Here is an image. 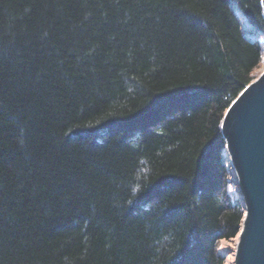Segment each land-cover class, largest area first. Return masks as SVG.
I'll list each match as a JSON object with an SVG mask.
<instances>
[{
	"label": "trees",
	"instance_id": "obj_1",
	"mask_svg": "<svg viewBox=\"0 0 264 264\" xmlns=\"http://www.w3.org/2000/svg\"><path fill=\"white\" fill-rule=\"evenodd\" d=\"M263 36L261 0H0V264H225Z\"/></svg>",
	"mask_w": 264,
	"mask_h": 264
},
{
	"label": "water",
	"instance_id": "obj_2",
	"mask_svg": "<svg viewBox=\"0 0 264 264\" xmlns=\"http://www.w3.org/2000/svg\"><path fill=\"white\" fill-rule=\"evenodd\" d=\"M264 18V0H261ZM226 165L244 208L234 264H264V70L224 112Z\"/></svg>",
	"mask_w": 264,
	"mask_h": 264
},
{
	"label": "rangeland",
	"instance_id": "obj_3",
	"mask_svg": "<svg viewBox=\"0 0 264 264\" xmlns=\"http://www.w3.org/2000/svg\"><path fill=\"white\" fill-rule=\"evenodd\" d=\"M262 40L264 42V36L262 37ZM264 70V56L262 58V62L259 66V68L256 70V77L259 76V74ZM228 164V161L225 165ZM235 188V187H234ZM236 239L235 237L232 240H221L219 248L225 253L226 261L225 264H234V252L236 247Z\"/></svg>",
	"mask_w": 264,
	"mask_h": 264
}]
</instances>
